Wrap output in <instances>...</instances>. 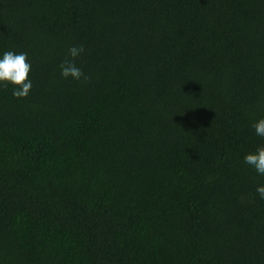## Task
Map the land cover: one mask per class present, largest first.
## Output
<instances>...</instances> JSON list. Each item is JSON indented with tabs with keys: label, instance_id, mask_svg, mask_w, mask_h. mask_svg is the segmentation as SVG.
<instances>
[{
	"label": "trees",
	"instance_id": "1",
	"mask_svg": "<svg viewBox=\"0 0 264 264\" xmlns=\"http://www.w3.org/2000/svg\"><path fill=\"white\" fill-rule=\"evenodd\" d=\"M4 51L0 264H264V0H0Z\"/></svg>",
	"mask_w": 264,
	"mask_h": 264
},
{
	"label": "clouds",
	"instance_id": "2",
	"mask_svg": "<svg viewBox=\"0 0 264 264\" xmlns=\"http://www.w3.org/2000/svg\"><path fill=\"white\" fill-rule=\"evenodd\" d=\"M84 52V46H71L68 48L66 58L59 65L60 74L64 78L71 77L73 80H81L84 73L75 64V59ZM31 62L26 52L4 51L0 54V85L9 84L12 86V95L17 98H24L29 95L32 88V80L29 77ZM251 127L257 137L264 138V117L256 120ZM243 162L252 167L260 176H264V145L259 146L255 151L246 153ZM258 198L264 200V184H258L255 189Z\"/></svg>",
	"mask_w": 264,
	"mask_h": 264
}]
</instances>
